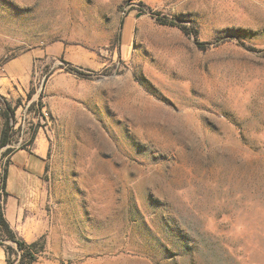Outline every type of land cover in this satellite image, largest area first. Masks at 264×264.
<instances>
[{"label":"rangeland","instance_id":"374dc122","mask_svg":"<svg viewBox=\"0 0 264 264\" xmlns=\"http://www.w3.org/2000/svg\"><path fill=\"white\" fill-rule=\"evenodd\" d=\"M0 211L36 264H264V0H0Z\"/></svg>","mask_w":264,"mask_h":264},{"label":"trees","instance_id":"16d2710c","mask_svg":"<svg viewBox=\"0 0 264 264\" xmlns=\"http://www.w3.org/2000/svg\"><path fill=\"white\" fill-rule=\"evenodd\" d=\"M151 18L156 20L160 25L171 26V27H180L181 31L187 36L197 35V30L193 26L188 28L186 26H178L174 21H170L165 17H162L158 13H151ZM213 43L211 42H197V48L200 50H205L210 47ZM255 51V50H252ZM5 120V133L8 134L13 130L15 125L14 114L9 115V110L4 114ZM8 142H4L2 147H5ZM25 150V149H22ZM29 154L33 155L31 152ZM7 174L3 177V189L7 188ZM0 236L6 240L14 243L16 245V253L18 261L17 264H36L39 256L44 252V246L35 242L32 244L27 243L25 240L19 237L18 233L11 228L10 223L8 222L6 216L2 211H0Z\"/></svg>","mask_w":264,"mask_h":264},{"label":"crops","instance_id":"0c3cea01","mask_svg":"<svg viewBox=\"0 0 264 264\" xmlns=\"http://www.w3.org/2000/svg\"><path fill=\"white\" fill-rule=\"evenodd\" d=\"M34 158V161H31ZM43 159L25 150L17 152L11 161L8 183L15 189L10 199L19 201L29 193L30 184L35 185L44 172ZM11 176V177H10ZM34 243V242H33Z\"/></svg>","mask_w":264,"mask_h":264}]
</instances>
